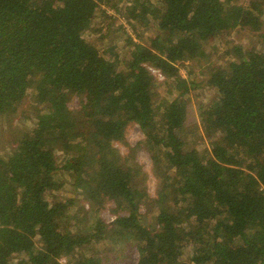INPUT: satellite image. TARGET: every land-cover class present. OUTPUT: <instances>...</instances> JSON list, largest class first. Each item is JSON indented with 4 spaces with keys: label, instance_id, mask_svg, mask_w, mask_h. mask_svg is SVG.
<instances>
[{
    "label": "trees",
    "instance_id": "obj_1",
    "mask_svg": "<svg viewBox=\"0 0 264 264\" xmlns=\"http://www.w3.org/2000/svg\"><path fill=\"white\" fill-rule=\"evenodd\" d=\"M109 2L0 0V119L10 126L25 97L38 106L0 153V264H101L92 244L109 229L98 217L80 228L60 169L91 211L114 202L111 237L136 248L130 264H264V0H125L127 20L152 31L134 29L123 55L85 38ZM237 27L253 37L247 46L228 43L219 55V43L207 46ZM183 61L206 68L202 81L217 95L198 106L201 126H187L185 94L203 83L180 75ZM148 66L174 97L155 104ZM130 122L156 165L154 196L140 165L113 145ZM188 128L207 146L189 145Z\"/></svg>",
    "mask_w": 264,
    "mask_h": 264
},
{
    "label": "rangeland",
    "instance_id": "obj_2",
    "mask_svg": "<svg viewBox=\"0 0 264 264\" xmlns=\"http://www.w3.org/2000/svg\"><path fill=\"white\" fill-rule=\"evenodd\" d=\"M239 4L247 5L248 0H237ZM110 5L101 4L97 10V17L91 22L89 27L90 31L85 33V38L89 41H92L99 50L106 49L111 46L112 43H116L118 47L117 51L123 55L128 49L126 47L125 37L130 35L133 40L138 39L134 29L138 31H146L144 35L152 31V28H141L138 25L135 27L127 20L125 16V0H110ZM262 20L264 22V12L262 15ZM249 31L246 28H235L228 30L217 37L208 41L207 46H212L214 43H219L220 49H217L216 55L222 52L226 44L228 43H238L243 46L249 44ZM223 58H221L222 61ZM206 68L200 70L198 64H192L189 61H183L179 63V73L182 77L187 78L188 80H194L195 82L203 83L198 88H193L189 90L185 97L188 101V110H187V126H193L196 123L200 125L198 117V106L199 105H208L216 98L215 90L205 85L202 79L207 75ZM192 71L191 73H189ZM155 76V75H154ZM156 77V87L154 94L155 104L159 103L161 100L169 99L174 97L178 92L172 88L171 85L164 83V79H158ZM170 89V91H168ZM80 98L77 95H71L68 100V105L71 108L78 106ZM37 104L33 101L32 97H25L20 105L18 106L14 115L10 118L11 125L8 126L0 119V153L6 154L10 151L11 143L20 136L23 131H27L32 126V120L34 119L35 114L37 113ZM7 125V127H6ZM201 126V125H200ZM188 130V143L191 146L196 147L197 149H202L207 146L208 141L203 132H192ZM3 131V132H2ZM144 135L140 130L138 124L135 122H130L125 128V137L124 142H114V147L117 148L120 155L123 157H129L133 162L140 165L144 176V186L146 192L150 196H154L156 189L159 183V178L156 173V165L154 164L150 152L147 150L144 144ZM57 165L60 167L64 162V154L61 150H58L55 154ZM160 167H164V161L159 163ZM58 177H60L65 185L61 191L62 197H70L74 199L73 205L70 207L71 213L77 212L80 218H83L85 222L80 226L87 225L88 222L93 221L95 218H100V220L107 226L108 232L103 235L106 237L93 243V249L99 252V258H101V264H130L135 263L137 260L136 248L128 242L115 241L116 238L111 237V230H116L113 222L116 219L114 214L115 204L112 201L104 203V205L99 208L97 211H91L89 202L86 197L80 193L79 190L74 191L71 179L63 172L61 169L58 170ZM153 205L149 203L145 208H141L140 212L142 213V218L144 223L151 222L149 215L146 214V210H151L150 214L153 215L155 210ZM145 209V210H144ZM110 237V238H108ZM108 238V239H107ZM187 252V249H186ZM23 253H18L13 256L12 261L16 262L19 259L23 258ZM62 262H65V259H61Z\"/></svg>",
    "mask_w": 264,
    "mask_h": 264
},
{
    "label": "built area",
    "instance_id": "obj_3",
    "mask_svg": "<svg viewBox=\"0 0 264 264\" xmlns=\"http://www.w3.org/2000/svg\"><path fill=\"white\" fill-rule=\"evenodd\" d=\"M148 69L150 70V72H151L153 75L157 76L158 79H162V78H163V75L160 73V71H159L158 69L153 68V67H150V66H148Z\"/></svg>",
    "mask_w": 264,
    "mask_h": 264
}]
</instances>
